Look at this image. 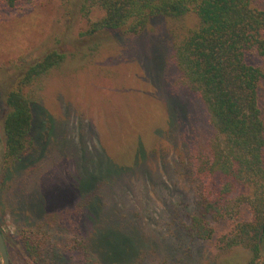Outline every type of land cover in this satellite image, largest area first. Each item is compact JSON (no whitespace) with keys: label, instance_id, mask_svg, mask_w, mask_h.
<instances>
[{"label":"rangeland","instance_id":"1","mask_svg":"<svg viewBox=\"0 0 264 264\" xmlns=\"http://www.w3.org/2000/svg\"><path fill=\"white\" fill-rule=\"evenodd\" d=\"M70 10L62 0H32L29 5L18 4L11 12H0V229L9 264H30L18 242L22 229L45 233L48 252L56 263L97 264L94 251L106 259L117 252L122 256L121 242L111 245L105 237L109 231H95L93 212L101 213L97 226H108L106 219L111 218L116 228L130 223L142 249L140 261L134 264H219L224 257L241 254L231 250L222 255L218 249L217 239L233 227L230 221L213 223L215 235L207 241L192 240L183 231L197 198L183 173L174 166L183 164L190 147L204 145L213 132L203 106L187 89L182 87L160 98L145 77L143 44L152 49L160 29L151 27L140 38L106 31L93 37L80 36L101 18L102 12L97 7L87 14L76 9L72 17L67 14ZM196 25L197 20L189 16L168 21L165 27L176 41ZM60 37L58 47L68 54L66 62L29 88L51 117L45 133L35 138L47 151L35 172L1 186L5 166L3 96L15 73L13 65L20 58L30 61L43 54ZM162 45L165 47V43ZM159 49L162 51L158 45ZM165 58L163 51L159 52L158 66L152 60L149 66L161 71L163 64L166 66ZM170 71L167 77L172 86ZM168 102L175 108L183 107L180 102L188 107L187 116L174 131L177 141L173 144L157 135L164 126L159 124L156 112L163 114ZM152 121L155 126L150 124ZM140 144L147 146L150 154L143 163L135 162L139 165L113 185L102 182L97 189L98 207L92 198L87 200L88 208L82 209L78 191L82 176H103L109 168L134 167ZM247 216V208H242V217ZM75 237L88 238L94 251L72 254L67 248Z\"/></svg>","mask_w":264,"mask_h":264},{"label":"trees","instance_id":"2","mask_svg":"<svg viewBox=\"0 0 264 264\" xmlns=\"http://www.w3.org/2000/svg\"><path fill=\"white\" fill-rule=\"evenodd\" d=\"M62 1L70 6L67 14L72 17L76 9L85 14L92 7L101 10V18L91 23L90 28L81 32L80 36L93 37L106 31L140 38L151 27L160 29L161 35L153 39L155 46L152 49L143 44L142 69L145 77L160 98L169 97L171 91H179L182 87L187 89L203 106L213 132L204 145L189 146V157L183 164L176 163L174 166L183 173L197 198L183 231L192 240L207 241L214 238L213 223L230 221L233 227L217 239L218 249L223 252L222 255L236 250L244 256L237 253L236 257H224L219 264H264V117L261 110L264 0ZM31 2L0 0V12H11L18 4L29 5ZM189 16L197 20L196 27L174 41L165 27L166 23ZM66 33L69 34L68 31ZM61 37L55 40L54 47L47 48L43 54L31 57L30 61L20 58L13 65L15 73L10 78L9 90L3 96L5 166L1 186L14 178V182L19 181L22 174L35 172L45 156L46 146L40 145L35 138L45 133L51 117L37 103L29 88L66 62L68 54L58 47ZM141 40L145 41L143 37ZM158 45L163 51V58L166 56L163 59L166 66L164 68L163 64L161 71L149 66V60L158 66L159 52H162L160 49L158 52ZM171 69L174 81L169 86L167 71ZM180 103L183 107H172L169 102L166 104L164 120L163 114L156 112L159 124L164 126L156 134L159 138L165 136L171 144L177 141L174 131L178 130L180 120L188 114L187 105ZM153 121L150 124L155 126ZM50 134L48 137H51ZM146 151L147 146L140 144L132 162L134 167L128 170L109 168L103 176H82L78 184L81 208L87 209L92 198L95 199L94 205L98 204L97 189L103 185L102 182L108 181L113 185L124 174L132 172L150 155ZM137 161H140L139 164L135 163ZM242 208H247V217H242ZM92 216L96 232L109 231L105 237L108 242L111 240V245L122 243V256L117 252L106 259L94 251L88 238L75 237L68 251L87 255L88 251H94L96 259L93 260L97 264H134L140 261V239L131 230L129 222L116 228V221L111 218L106 219L108 226H97L101 213L93 212ZM20 231L18 242L22 243L30 264H63L52 260L45 233L40 230ZM120 232L122 236L120 234L121 239H118Z\"/></svg>","mask_w":264,"mask_h":264},{"label":"water","instance_id":"3","mask_svg":"<svg viewBox=\"0 0 264 264\" xmlns=\"http://www.w3.org/2000/svg\"><path fill=\"white\" fill-rule=\"evenodd\" d=\"M0 261H1L0 264H9V257L1 232H0Z\"/></svg>","mask_w":264,"mask_h":264}]
</instances>
